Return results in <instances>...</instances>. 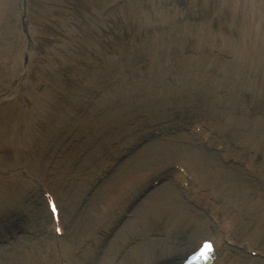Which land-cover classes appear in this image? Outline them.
I'll return each instance as SVG.
<instances>
[{
	"label": "rangeland",
	"instance_id": "374dc122",
	"mask_svg": "<svg viewBox=\"0 0 264 264\" xmlns=\"http://www.w3.org/2000/svg\"><path fill=\"white\" fill-rule=\"evenodd\" d=\"M246 40L251 43L253 54L248 51ZM249 52L251 57L246 61ZM100 80L103 81L98 83ZM111 92L117 96L115 100L113 96L108 99L113 100L110 104L100 102ZM182 93L189 105L182 118L206 110L207 95L212 94L214 100L225 103L228 113L225 115L234 117L242 125H238V131L231 130L228 136H224V131L218 133L219 139L224 138L232 148L246 143L251 138L246 136L257 129L264 132V0H0V96L4 101L0 105V129L3 130L8 120L17 121L15 115L19 114L20 128L31 132L23 147L7 142L6 147L0 145V168L14 166L16 173L22 171L24 179L32 183L23 195L33 199L30 205L36 210L34 216L38 223L47 220L40 187L59 192L56 196L62 212L70 213L76 222L72 228L68 224L63 241L71 237L74 243L83 240V236H75L78 227L82 230L78 219L88 213V206L99 209V204H106V200L92 202L94 194L99 190L106 197L107 187L121 188L122 181H113L115 176L150 143L143 142L142 136L148 132L149 125L144 124L149 119L144 117L156 105L147 104L150 101L157 104L159 117L168 119L167 98L173 99ZM13 103L14 111L10 110ZM126 111L130 115L125 117ZM118 112L124 113L120 115L124 117L122 122L119 119L117 125L109 128ZM182 118L174 116L177 121ZM97 130H102L108 138V151L100 152L99 148L91 157L90 150L95 146H88L87 141L90 138L91 142L93 138L99 141ZM115 138L124 140L118 143ZM9 139L11 135L5 134V140ZM126 140H133L135 146L119 154L117 147ZM195 140L201 144V139ZM255 140L264 147L263 138ZM80 152L83 158L72 161V154ZM189 153H177L170 161L188 158L198 168L199 163ZM253 156L256 170L264 173V148ZM216 159L221 163L220 155ZM69 163H72L71 170L65 172ZM230 165L231 177H239L237 174L242 171L255 181L244 167ZM139 169L146 171L149 166ZM129 175L127 179L134 180L138 174ZM207 178L210 184H215L211 176ZM144 180L125 189L122 201L119 200L123 190L111 196L112 201L119 203L112 207L114 215L110 211L107 221L104 218L101 223L110 220L112 227L103 224L101 231L92 229L89 251L86 252L88 245L76 250L73 264H87L90 251L102 240L105 241L101 246L103 251L94 264H108L112 255L105 258V250L111 249L108 244L118 233L115 246L118 252L126 244L128 249L136 246L139 254L146 257L134 258L126 253L118 255L115 264H176L178 257L168 259L167 256L172 252L180 256L178 250L181 255L187 253L188 242L196 229L183 226L171 235L166 234L169 222L154 219L156 206L153 204L149 210L146 201L163 182L156 183L154 176ZM256 180L264 188L261 178ZM256 190L252 194L257 195ZM186 197L181 194L185 203L189 199ZM148 201L154 202L152 198ZM187 205L206 218L200 205L194 201ZM164 207V210L171 209ZM224 208L223 215H234L239 230L248 225L249 217L255 216L249 215L242 203L241 207L226 203ZM143 211L150 213L154 221L148 223L149 214L140 216ZM133 220L140 221L142 229L132 226L131 233H134L130 235L128 229L122 234L127 223ZM243 220L247 221L246 226ZM211 230H215L214 226ZM241 231L245 236L240 240L257 242L256 247L264 248V240L258 241V236L254 239L251 228ZM45 237L48 236L38 238ZM134 239L141 241L139 244L152 243L155 247L144 249ZM19 240L0 241V250Z\"/></svg>",
	"mask_w": 264,
	"mask_h": 264
},
{
	"label": "bare ground",
	"instance_id": "6f19581e",
	"mask_svg": "<svg viewBox=\"0 0 264 264\" xmlns=\"http://www.w3.org/2000/svg\"><path fill=\"white\" fill-rule=\"evenodd\" d=\"M254 32L255 34H253V36L255 37L256 40L257 32L255 30ZM260 36L261 35H259V37ZM248 38L251 39L252 37L250 36ZM258 40H260L261 42L262 39L260 38ZM246 44L249 47L248 51H251V53L253 54V51L250 50L252 47L251 43L246 40ZM256 44H258V42ZM249 57H251L250 52L248 54V57L246 56L245 58L246 61L248 60ZM252 58H255V56L252 55ZM101 81L103 80L98 81V83ZM249 87L252 89V86L249 85ZM113 96L114 95L112 94V92L109 95L107 93V95L100 102H106V104L107 103L110 104L111 101L113 100L111 99L108 100V99ZM114 97L115 100L117 96ZM1 98L2 96L0 97V100ZM216 101L217 100L211 101L210 104L207 106V108L217 107ZM187 103L188 100L185 98L184 93L173 99L167 98V105L168 107H170L169 117L173 116L172 117L173 119L174 116L182 118V115L185 114L189 108V105ZM14 104L15 103H13L10 106V110L12 111H14V107H13ZM154 104L155 103L150 101L147 104V106H151ZM224 106H225L224 103L219 104L220 108H223ZM16 111L19 112V110ZM123 114H124L123 112L116 113L112 117V119L114 120L113 124H111L108 127L111 128L112 126L117 125L119 119H121L122 122V118L124 117H120V115ZM195 114L196 115L191 117L196 120L201 118L199 124H201L206 119V117H204L203 112L195 111ZM124 115L125 117L129 116L130 112L126 111V114ZM15 116L18 118L17 121L14 119L8 120L7 125L3 128V130L0 129V137H2L0 138L1 147L5 146L6 142L7 144L15 143L19 145V147H23L28 141L31 132L29 131L25 132L23 130V127L20 128L21 116L19 114ZM191 117L185 118L183 120H179V121H184L182 126H187L189 122H195L194 120H188L191 119ZM219 118H221L222 121H218ZM26 120L27 118L25 119V121ZM206 121H207L206 124L209 126V128L208 130L207 129L203 130L200 135L201 137H204L203 142L207 139H210V137L212 136L213 128L214 130H216V132L221 133V131H224V134H227L229 131L234 129L235 131H238V125H241L234 117L224 114H217V118L215 121H213V119ZM173 122L175 121H165L163 123L164 125H162L161 127L173 124ZM199 124L197 123L195 127L196 128L199 127ZM108 127L106 128L104 127L103 129H107ZM141 127H144V125H141ZM240 127H242V125ZM119 130L122 131L125 130V128L124 129L119 128ZM110 131L111 134L113 133L115 134V132H113L112 130ZM132 131H135V128H133ZM178 131L175 132L176 133L175 136L172 135L174 132H172V134H167L165 132L162 133V135L159 138L153 139L150 141V143L146 144L145 147L141 149L143 151L137 152L136 155H134L135 156L134 158L137 157V159L134 160V158H131V160L127 161L126 166L115 176L113 180L115 181L121 179L122 181L120 184L121 188L120 187L115 188L111 186L107 187L108 191L106 197H103L100 194L99 190L96 192V194H94L95 196L93 195L94 196L93 198L95 200L93 199L92 202L101 203L102 200L104 201L106 200L105 201L106 204L103 203L99 204L100 205L99 209H97L94 206H88L87 207L88 213L86 212L87 215L85 214L86 216L84 215L78 219L79 224L82 226V230L78 227L75 236L76 238L79 235L83 236V240L81 239L79 243H74L73 241L74 239H72V237L69 240L63 241L64 239H66L67 236L65 230L68 222L69 225H72L71 228L76 223L75 220L72 219V215L67 212L65 215L63 213L60 214L59 217V227L61 228L62 233L63 234L65 233L63 238L57 237L56 234L57 225L55 224L54 221L52 222V219H49L47 217H45L47 218V220H44V223H40V224L33 220H32L33 222L30 221L31 223L30 225L17 223L18 220L16 216L17 214L21 215L20 211L24 210L25 215L29 214V210L27 209L30 206L29 204L31 203V201L28 199L29 198L28 196H24L23 194L25 193V190L27 188L33 185L32 183L24 179V173L22 171L16 173V170L13 169L14 166L13 167L4 166L3 168H0V239H1L0 241L2 240L7 241L8 239L14 241L17 240V238L20 239L17 243L13 242L14 244L11 243L9 244V246L5 247V249L0 250V264H8L7 263L8 261L11 264H73L72 259H74L76 256L75 255L76 250L84 248V246L88 245L87 248L86 247L85 248H86V252L89 251L90 245L92 244V239L89 238L93 234L92 229H95L96 231H101L103 224L105 226L107 225L112 227V223H110V220L106 223L104 222L101 223V221L104 218H105L104 220L107 221L110 211H112V215H114V210L112 207L113 205H117L119 201H122L123 198L126 196L124 193L125 189H131L134 183L140 184L142 182L141 179L143 180L145 179L144 181H146L151 176H154V179L155 177L162 176L165 174V172L168 169H170L174 165L175 166L173 168V173L175 178L182 185L188 183V187H187L188 190H182L178 187H175L172 183L166 182L165 184L158 187V189H156V191L149 197L152 198L154 202L148 201L149 198L146 200L149 203V210L151 209L153 204L154 206H156V211H154L155 214L153 215L157 218L154 219L161 221H164V219H166V221L169 222L168 225H166L169 228L166 234L171 235L175 230L179 231L180 228L183 226L194 227L196 229V232L193 235L195 240L193 243H190L191 245L190 247H188L189 250L192 248L196 249L201 240L203 241L206 240L207 238H212L213 235H215L213 239L216 242V246L219 252L217 264H252L251 262H255L257 264H261V263L264 264V260L244 257L245 254L243 252H237V251L234 252L227 245V241L240 243L239 241L240 238L245 236L244 231L242 232L241 230H244L246 228L252 229V237H254V239L256 238V236H258V241L264 240V193H262L264 191V188L259 187L261 185H258L256 183L257 182L256 177L257 178L259 177L261 178L260 181L264 186V173L254 168L253 158L251 156L252 154L257 155L260 151L262 152V149L264 147L260 146L261 144L260 145L256 144V140L254 142L253 140L255 138L264 139V132H259V129H257L256 131L249 133L246 137L248 138L251 137L252 139L250 138L246 143L245 142L243 143L245 145H243L242 147H238L237 149L235 148L228 149L226 145V151L223 155H221V159L223 157H228V159L233 158L237 162H240L245 167L250 169V172L253 173V176L255 178L256 181L255 182L249 179L248 175H246L242 171L238 172V174L235 173L239 177H236L235 175L234 177H231L230 174L232 172L229 171V168H232L230 167L231 165L226 166L222 161L221 163L218 162V160L216 159V156L218 154L210 152L212 146L211 143L209 145L206 144L205 147H203L201 144H196V141H193L194 140L193 137H190L186 133H183L181 131L178 132ZM5 134H10L12 139L6 141ZM22 134L24 135L21 138ZM95 134H97L96 137H99V141L96 142L95 141L96 138H93L95 142L94 141L91 142L92 138H90V140L87 141L88 146L91 147L95 146L90 150L92 152L91 157L92 154L95 151H98L99 148H100L99 149L100 152L101 151L105 152L106 150L108 151V148H106L107 146L106 141L108 140V138L104 137V133L102 132V130H97ZM115 139L119 141L118 143H122V141L124 140V138L122 139V141L121 139L118 138ZM135 139L137 140L138 138ZM132 141L127 142L126 140L125 144H122L119 147H117L118 153L119 152L123 153L128 151L133 145H135V143ZM164 142L167 143L165 144ZM212 142H214L213 139ZM97 144L99 146H96ZM56 146L57 145H55V147ZM123 146L124 149L122 150ZM186 152H190L189 155L191 157H194L195 161H197L200 164V165L197 164V167L199 169L196 168V165L193 162H190L188 158L187 160L179 158L177 160L170 161L171 160L170 158L175 157L177 153H186ZM81 153L82 152L77 154H72V161L82 159L83 154ZM103 160L104 159H102L101 162ZM71 166L72 163H69L67 169H65V172L70 171ZM143 166H149V169H147L146 171L139 169L140 167ZM176 167L179 168L178 171L176 170ZM236 170L238 171V169ZM37 171L38 170H36V173L37 175H39L40 172ZM60 172H64V170H61ZM130 173L131 174L133 173V176L135 174H138L137 178H134V180L133 178L127 179L129 176H131L129 175ZM186 176L192 178L193 181L189 183L187 181L189 179L188 178L185 179ZM209 176L212 177L215 184H213L212 182L213 184L212 185L208 182L209 179L207 177ZM247 178L249 179V181L247 180ZM59 181L60 183H62L61 178L59 179ZM71 186L72 185L69 184L70 188ZM119 189L120 191L123 190V192H121L120 194L121 196H123L122 199L119 201L118 200L112 201L111 196L113 194L116 195ZM201 189H203L204 191L207 189V191L206 192L203 191L204 192L203 193L199 191ZM255 190L258 192L257 195L252 194V192ZM259 192L261 194H259ZM181 194L189 198L187 201L189 203L194 201L197 205H202L203 207H207V205L209 204L210 207H214L213 208L214 211H219L213 213L214 216L220 218L217 223V226H214L215 230H211V227L214 225V223L210 222L207 218H203L201 216V213L198 212L197 210H193L195 212L194 213L193 211H191L190 208H188L189 206L187 205V202L185 203L182 200ZM211 196H213V200L217 198H223V199L220 200L219 203L213 204L210 203L211 201H209V197ZM226 203H229L231 207H236L237 205L241 207V203H242L245 205L247 213L248 214L252 213L255 216L249 217L248 225H247V221L243 220L244 223L246 222L244 226L246 225L247 226L244 229L239 230V228L237 227L236 219H233L234 215L231 216L227 214L225 217H223V215L222 216L219 215L221 211L223 212V214L226 211V209L224 208ZM164 206H169L171 207V209L164 210L165 208ZM188 210L190 213L188 212ZM32 211L35 214L34 210ZM146 214H149L146 217L148 218L147 221L150 220L148 223L154 221L151 220L153 217H151V214L148 212L143 211L140 213V216H144ZM243 221H241V223ZM132 226H136V228L142 229V225L140 221L133 220L127 223V225L125 226L127 228L123 229L122 234L126 232L128 229L130 231V235L134 233V231L131 233ZM87 228L88 230L84 232V230H86ZM253 228H255V230H253ZM49 229H51V232ZM112 231L113 230H111V232ZM18 233H20V235H18ZM24 234H27V236ZM44 234H47L48 237H45L44 240L38 238L39 236H44ZM84 234H86L85 238H84ZM119 236L120 233L115 235V238L112 239L111 243L108 244L109 249L110 247L111 249L105 250V254H104L105 256L103 255L105 258L112 255V259L108 264H115L117 256L118 255L124 256L126 253H127L126 256L131 255V257L134 258L146 257V255H141V253L139 254L140 251L139 252L137 251L138 248L136 246L133 249L132 248L128 249L126 244H123V246H121L120 248V252H118L117 247L115 246L117 245V241H118L117 238ZM193 237L190 238L189 242L193 240ZM133 241L137 242L136 239H134ZM104 242H105L104 240L98 242L96 247L90 251V256L87 259V264H94V262L100 258L99 256H101V252L103 251L101 246ZM244 243H248V241H244ZM254 243L251 242L252 247L250 246V244H248L250 250L264 253L263 251L264 249L263 250L259 249V247H256ZM152 245H153L152 243L148 245L145 242L139 244V246H144L143 247L144 249L154 248L155 246ZM183 248L184 247H182V250ZM178 252H180V256H176V253L172 252L167 256V258L170 259V258L178 257V262L176 264L180 263L183 259V254L181 255V250L180 251L178 250ZM248 260L251 262H247ZM16 261H18V263Z\"/></svg>",
	"mask_w": 264,
	"mask_h": 264
}]
</instances>
